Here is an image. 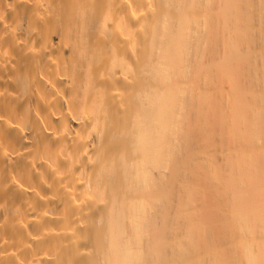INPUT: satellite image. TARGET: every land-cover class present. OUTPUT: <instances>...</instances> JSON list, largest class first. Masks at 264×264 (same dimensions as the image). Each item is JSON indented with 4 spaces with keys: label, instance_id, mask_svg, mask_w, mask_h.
Here are the masks:
<instances>
[{
    "label": "bare ground",
    "instance_id": "bare-ground-1",
    "mask_svg": "<svg viewBox=\"0 0 264 264\" xmlns=\"http://www.w3.org/2000/svg\"><path fill=\"white\" fill-rule=\"evenodd\" d=\"M0 264H264V0H0Z\"/></svg>",
    "mask_w": 264,
    "mask_h": 264
}]
</instances>
